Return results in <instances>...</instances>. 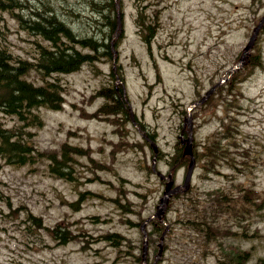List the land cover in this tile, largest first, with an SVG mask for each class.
<instances>
[{"label":"rangeland","instance_id":"1","mask_svg":"<svg viewBox=\"0 0 264 264\" xmlns=\"http://www.w3.org/2000/svg\"><path fill=\"white\" fill-rule=\"evenodd\" d=\"M114 2L115 10L109 0H0V54L11 66L34 67L23 76L33 85L58 84L62 98L59 109L0 110V133L30 152L25 163L0 155V264H142L140 226L164 190L152 159L183 183L182 129L193 138L190 187L147 223L146 264H257L264 259V24L248 64L228 73L264 16V0ZM106 14L120 18L111 56L58 35V46L92 60L51 77L35 69L54 47L34 22L56 18L76 38L101 42ZM222 79L207 103L187 110ZM119 86L127 114L104 89ZM52 159L66 177L50 170ZM214 190L222 195L208 194Z\"/></svg>","mask_w":264,"mask_h":264},{"label":"trees","instance_id":"2","mask_svg":"<svg viewBox=\"0 0 264 264\" xmlns=\"http://www.w3.org/2000/svg\"><path fill=\"white\" fill-rule=\"evenodd\" d=\"M109 6L113 7V10L116 9L114 0H109ZM104 18L108 27V38L101 42H98L93 37L76 38L71 29L63 21L56 18L50 20L43 18L42 22H47V24L34 22L33 29L41 35H46L47 39L53 43L52 47H54L53 50L40 54L35 69H40L45 74V77H51V75L57 73L76 71L83 63L92 60L93 56L91 54L82 52L79 48H75L74 46L69 48L58 46L55 42V37L58 35L63 36L67 41L75 43L78 47L95 52L101 50L103 55L111 56L113 49L111 34L120 24V18L118 19L117 16H110L108 14L104 15ZM151 35L152 31H149L144 35V38L148 40ZM32 68L34 67L28 66L25 62L11 66L6 62L5 56L0 54V110L11 115H21L23 112H29L41 106H48L53 109L60 108L62 98L58 84L53 81H47L43 85L36 86L23 78ZM111 73L114 74L113 71ZM226 88H228L226 91L229 93L233 91L232 88H229V84ZM104 89L107 90V96L117 100V102L115 100L112 101L115 102L116 106H119V112L127 114L128 107L126 106L122 87H114L113 94L108 93L110 91L109 88ZM28 153L30 152L27 145L22 144L18 140H12L11 136L6 133H0V155L5 158H12L17 163H25L26 160L24 158ZM73 153L81 154L80 150L76 148ZM63 154L64 156L67 155L65 149ZM52 161L49 166L50 170L61 177H66L68 171L60 170L61 167L57 161L55 159H52ZM208 194L218 196L219 194L222 195V191L214 190ZM203 212H207V207H204ZM61 235L64 236V233L61 232ZM238 257H240V254H238ZM257 264H264V259H261Z\"/></svg>","mask_w":264,"mask_h":264},{"label":"water","instance_id":"3","mask_svg":"<svg viewBox=\"0 0 264 264\" xmlns=\"http://www.w3.org/2000/svg\"><path fill=\"white\" fill-rule=\"evenodd\" d=\"M264 23V16L260 19L259 23L253 28V31H252V34L247 42V44L245 45L242 53H241V58H240V61L237 63H235L231 68H230V73H233L234 71L238 70L240 67L246 65L247 63V58L249 56V51L250 49L253 47L254 43H255V40H256V37L258 35V32L261 28V26L263 25ZM217 85H214L212 86L211 88H209V90L206 91V93L197 101L193 102L189 107L188 109H191L193 106H196V105H199V104H202L204 103L209 97L210 95L213 93L215 87ZM191 140H192V133H191V130L188 131V137L183 139L182 136H180V142L181 144L183 142H186L187 145L185 146L184 149H188L189 150V153L186 154L184 153V155H189L190 157V161H189V164H188V167H187V171H186V174H185V178H184V181H183V184L182 185H174V179L172 177V174L169 173L167 176L164 175L163 173H161L160 171L156 170V167L154 165V163L152 164V170L153 172L159 176V178L161 180L163 179H166L165 181V189L163 191V194L162 196L160 197L159 199V203L158 205L156 206L157 208V211H155V213L148 217L145 221L142 222L141 226H140V230L143 234V247H142V262L143 264H146L145 260V256H146V253H147V231H146V223L152 218V217H158L160 218L161 215L164 213L165 209H166V206L168 205L169 203V200L170 198L177 194L178 192L180 191H186L189 186H190V179H191V176H192V171H193V168H194V164H195V160H194V157H193V154H192V145H191ZM155 152H156V149L154 148ZM164 233L161 235V239L163 237ZM161 250H162V243L160 242L159 243V252L157 255H160L161 253Z\"/></svg>","mask_w":264,"mask_h":264},{"label":"bare ground","instance_id":"4","mask_svg":"<svg viewBox=\"0 0 264 264\" xmlns=\"http://www.w3.org/2000/svg\"><path fill=\"white\" fill-rule=\"evenodd\" d=\"M39 23V22H38ZM242 55H240L239 59H238V62L240 61V58H241ZM186 121V119H185ZM166 181V180H165ZM164 189H165V186H164ZM156 211H157V208H156Z\"/></svg>","mask_w":264,"mask_h":264},{"label":"flooded vegetation","instance_id":"5","mask_svg":"<svg viewBox=\"0 0 264 264\" xmlns=\"http://www.w3.org/2000/svg\"><path fill=\"white\" fill-rule=\"evenodd\" d=\"M164 248V236H163V245H162V249Z\"/></svg>","mask_w":264,"mask_h":264}]
</instances>
